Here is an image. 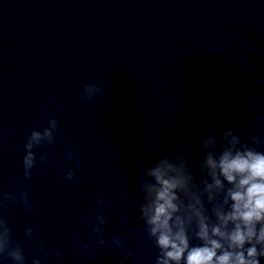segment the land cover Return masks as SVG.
Masks as SVG:
<instances>
[{"label":"clouds","instance_id":"clouds-1","mask_svg":"<svg viewBox=\"0 0 264 264\" xmlns=\"http://www.w3.org/2000/svg\"><path fill=\"white\" fill-rule=\"evenodd\" d=\"M257 83L264 85V77ZM98 96L106 97L107 93L99 85L87 83L77 99L84 102ZM54 99L50 95L47 103ZM45 121L46 127L33 129L25 139L24 181L31 179L37 164L33 149L57 142L56 116H41L40 123ZM207 129L210 134L200 137L198 162L193 161L187 145L160 156L150 166H144L142 157L137 162L140 174L135 184L136 208L142 232L137 229L134 234L142 239H137L136 248L143 243L155 248L153 264H261L264 260V138L255 130L237 134L233 128L218 129L212 122ZM64 156L75 161V166L64 174L65 180L71 182L81 166L80 152L66 144ZM50 158V152H42L39 165H47ZM92 201L95 206L80 216L81 223L97 238V248L116 249V264H126L136 253L124 236L106 237L110 221L103 214V200L94 195ZM10 203L20 204L27 212L34 207L22 186L9 191L0 189V210L9 208ZM35 232L31 225L24 229V236L35 241L31 264H42V259L49 258L54 264H63L62 252L48 249ZM69 247L74 251L92 250L87 241L76 236ZM4 258L12 264H28L24 247L15 240L8 219L0 211V260Z\"/></svg>","mask_w":264,"mask_h":264}]
</instances>
